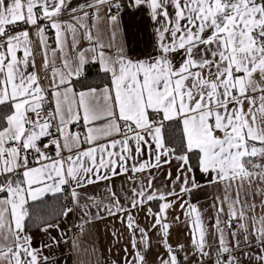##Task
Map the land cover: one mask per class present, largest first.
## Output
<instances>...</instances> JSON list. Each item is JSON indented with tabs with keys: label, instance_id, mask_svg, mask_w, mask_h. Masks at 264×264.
Returning <instances> with one entry per match:
<instances>
[{
	"label": "snow or ice",
	"instance_id": "6c2138e0",
	"mask_svg": "<svg viewBox=\"0 0 264 264\" xmlns=\"http://www.w3.org/2000/svg\"><path fill=\"white\" fill-rule=\"evenodd\" d=\"M126 15L140 51L117 41ZM48 197L55 223L34 213ZM105 220L122 264H149L153 235L158 264H264V0H0V264H58L73 228L87 254Z\"/></svg>",
	"mask_w": 264,
	"mask_h": 264
},
{
	"label": "crops",
	"instance_id": "0c3cea01",
	"mask_svg": "<svg viewBox=\"0 0 264 264\" xmlns=\"http://www.w3.org/2000/svg\"><path fill=\"white\" fill-rule=\"evenodd\" d=\"M76 2V0H74ZM79 3H83L84 0H78ZM124 25V34L123 36H118L117 41L120 42L123 40L125 46L132 51H140L144 48V41L146 37V31L144 27V21L141 20L140 17L131 18L129 16H125L123 19ZM40 61L37 60V69L39 70ZM75 127V126H73ZM197 178L204 181V178L197 174ZM123 179L122 177L120 178ZM117 187H119L120 180L116 181ZM221 189L218 185H212L210 187H205L198 193H195L193 196V203L198 202L201 210L204 212L206 218H210L213 215V209L211 205L213 203V198L221 194ZM47 203L50 202L52 204H56V208L44 209L45 206H41L39 209H35L34 213L38 216L44 217H52V222L55 223L56 220L54 218L55 212L59 211L60 202L48 197ZM59 202V205L57 204ZM176 215H181L182 213L179 209L175 210ZM141 217H143V213H141ZM183 219V217H182ZM76 222L75 217L70 216L67 222L61 223V228L67 231V229L71 228L72 225ZM142 223H145L143 219H141ZM211 221H209L210 223ZM119 229L121 232H124L125 237H127L126 229L118 222H110L109 220L105 221H97L96 223L88 226V230L85 232L83 240L87 241V244H81V248L88 247V253L84 252L77 253L71 247V240L73 235L76 234V229L73 228L72 232L68 233V243H61L59 247H54L50 251L46 250L45 255H50L54 257L58 264H111L112 261H117V264H122V258L125 253L123 248L127 244V240H122L117 243L111 232L113 229ZM31 235L33 236L34 243L46 240L47 237L44 233L40 232L35 225H33L30 229ZM53 236L58 235V233L53 230L51 232ZM158 236H152V248L147 255V259L149 264H158L156 260L157 255H165V249L158 242ZM190 237L188 236V228L183 223H174L172 228L170 229V237L169 242L175 246L178 243H184L186 245L189 244ZM91 246H94L96 251L93 253ZM110 250V251H109ZM131 250V249H129ZM180 259L183 262V254H180ZM196 257H190V260L194 261Z\"/></svg>",
	"mask_w": 264,
	"mask_h": 264
},
{
	"label": "trees",
	"instance_id": "16d2710c",
	"mask_svg": "<svg viewBox=\"0 0 264 264\" xmlns=\"http://www.w3.org/2000/svg\"><path fill=\"white\" fill-rule=\"evenodd\" d=\"M85 83L91 84V85H94V86L99 84V85L102 86L100 77L98 75H96V70H95L94 67L89 71L88 79H87V81ZM57 204L59 205V202ZM56 206H57L56 204H52V203L48 202L46 204V206L44 207V209L42 208V210H46V209H49V208L55 209Z\"/></svg>",
	"mask_w": 264,
	"mask_h": 264
}]
</instances>
